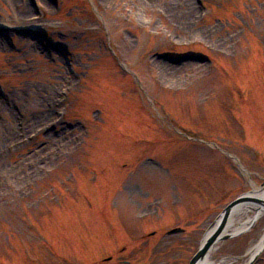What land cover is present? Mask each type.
Returning <instances> with one entry per match:
<instances>
[{"label": "rangeland", "instance_id": "obj_1", "mask_svg": "<svg viewBox=\"0 0 264 264\" xmlns=\"http://www.w3.org/2000/svg\"><path fill=\"white\" fill-rule=\"evenodd\" d=\"M263 184L264 0H0V264H189Z\"/></svg>", "mask_w": 264, "mask_h": 264}, {"label": "water", "instance_id": "obj_2", "mask_svg": "<svg viewBox=\"0 0 264 264\" xmlns=\"http://www.w3.org/2000/svg\"><path fill=\"white\" fill-rule=\"evenodd\" d=\"M263 188L264 184L257 187V190L254 189L251 192L238 196L223 209L216 222L209 229L210 231L205 234L197 252L192 256L191 260L189 261V264H200L201 262L207 260L214 246L218 242L225 240L231 236L229 234H226L224 231L232 224L233 215L235 209L238 206L251 205L256 211L254 217L251 220L250 225L246 229H243L241 231L247 230L252 224H254L259 215L264 212V194L255 195V192L259 193ZM182 231L183 228L178 227L168 231L167 234L180 233ZM263 248L264 236L259 250L249 259L246 264H252L257 259Z\"/></svg>", "mask_w": 264, "mask_h": 264}, {"label": "bare ground", "instance_id": "obj_3", "mask_svg": "<svg viewBox=\"0 0 264 264\" xmlns=\"http://www.w3.org/2000/svg\"><path fill=\"white\" fill-rule=\"evenodd\" d=\"M30 5L26 2L23 3V9L18 12L17 18L19 21H21L24 24L32 23V15H30ZM257 190V187L255 188ZM264 194V188L261 190V192L257 193L255 192V195H261ZM253 210V208L250 205H240L235 209L234 215H233V222L235 224L233 225L234 227L232 229H226L224 232H231V233H237L239 230L246 228L249 225L248 220H252V217H248L249 219L241 222V219L243 216H247L249 212ZM262 214V213H261ZM260 214V216H261ZM210 231V230H208ZM261 242L258 244L254 245L250 250H249V257L253 256L260 248ZM200 264H212L210 258L207 260L201 262Z\"/></svg>", "mask_w": 264, "mask_h": 264}, {"label": "flooded vegetation", "instance_id": "obj_4", "mask_svg": "<svg viewBox=\"0 0 264 264\" xmlns=\"http://www.w3.org/2000/svg\"><path fill=\"white\" fill-rule=\"evenodd\" d=\"M124 250V249H123ZM123 250H122V252H123ZM123 263H129V261L128 260H124V261H122Z\"/></svg>", "mask_w": 264, "mask_h": 264}]
</instances>
